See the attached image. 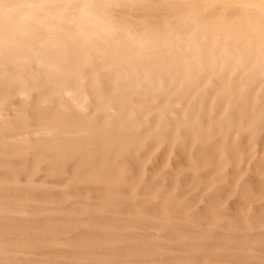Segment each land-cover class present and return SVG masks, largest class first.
Here are the masks:
<instances>
[{
    "label": "bare ground",
    "instance_id": "obj_1",
    "mask_svg": "<svg viewBox=\"0 0 264 264\" xmlns=\"http://www.w3.org/2000/svg\"><path fill=\"white\" fill-rule=\"evenodd\" d=\"M0 63V264H264V0H0Z\"/></svg>",
    "mask_w": 264,
    "mask_h": 264
},
{
    "label": "rangeland",
    "instance_id": "obj_2",
    "mask_svg": "<svg viewBox=\"0 0 264 264\" xmlns=\"http://www.w3.org/2000/svg\"><path fill=\"white\" fill-rule=\"evenodd\" d=\"M73 2H77L78 0H72ZM4 67V64L3 63H0V68H3ZM62 76V75H61ZM60 76V77H61ZM60 77H59V79H60ZM57 82V81H56ZM59 83V82H58ZM7 84H9V83H7Z\"/></svg>",
    "mask_w": 264,
    "mask_h": 264
}]
</instances>
